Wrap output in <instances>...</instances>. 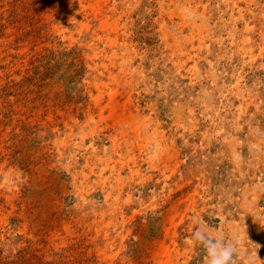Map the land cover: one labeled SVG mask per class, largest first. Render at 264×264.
<instances>
[{
  "label": "rangeland",
  "instance_id": "rangeland-1",
  "mask_svg": "<svg viewBox=\"0 0 264 264\" xmlns=\"http://www.w3.org/2000/svg\"><path fill=\"white\" fill-rule=\"evenodd\" d=\"M264 264V0H0V264Z\"/></svg>",
  "mask_w": 264,
  "mask_h": 264
},
{
  "label": "clouds",
  "instance_id": "clouds-1",
  "mask_svg": "<svg viewBox=\"0 0 264 264\" xmlns=\"http://www.w3.org/2000/svg\"><path fill=\"white\" fill-rule=\"evenodd\" d=\"M193 224L191 239L205 250L206 264H234L235 258L240 254L238 239L226 238L220 233L213 234L199 218L194 217Z\"/></svg>",
  "mask_w": 264,
  "mask_h": 264
}]
</instances>
